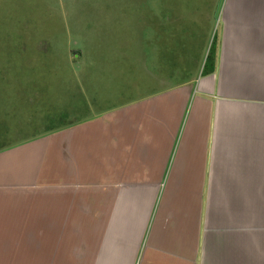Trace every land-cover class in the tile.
Returning a JSON list of instances; mask_svg holds the SVG:
<instances>
[{
  "label": "crops",
  "instance_id": "0c3cea01",
  "mask_svg": "<svg viewBox=\"0 0 264 264\" xmlns=\"http://www.w3.org/2000/svg\"><path fill=\"white\" fill-rule=\"evenodd\" d=\"M188 5L123 101L2 154L17 264H264V0Z\"/></svg>",
  "mask_w": 264,
  "mask_h": 264
},
{
  "label": "rangeland",
  "instance_id": "374dc122",
  "mask_svg": "<svg viewBox=\"0 0 264 264\" xmlns=\"http://www.w3.org/2000/svg\"><path fill=\"white\" fill-rule=\"evenodd\" d=\"M180 2L0 0V158L63 120L91 115L88 107L97 112L123 101L131 77L143 79L144 46L149 35L159 37L161 21L175 48ZM167 56L169 83L186 78L175 72V55ZM22 206L14 194L0 191V214L13 218L3 222L0 264L24 259L15 252L23 239L15 218L30 213Z\"/></svg>",
  "mask_w": 264,
  "mask_h": 264
}]
</instances>
